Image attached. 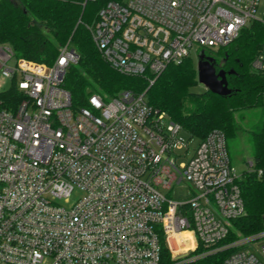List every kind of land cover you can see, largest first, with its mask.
<instances>
[{
  "label": "built area",
  "instance_id": "obj_1",
  "mask_svg": "<svg viewBox=\"0 0 264 264\" xmlns=\"http://www.w3.org/2000/svg\"><path fill=\"white\" fill-rule=\"evenodd\" d=\"M261 2L108 0L86 27L111 68L150 85L195 46L197 61L217 59L252 20L264 23ZM78 60L69 42L51 65L0 44L1 78L20 94L0 103V264H160L161 242L176 263L231 247L220 264H264V228L218 245L245 212L224 132L210 130L191 150L193 137L145 91L89 90L75 104L63 81ZM250 68H264V51ZM182 182L191 194L174 198ZM199 244L216 247L192 254Z\"/></svg>",
  "mask_w": 264,
  "mask_h": 264
},
{
  "label": "trees",
  "instance_id": "obj_2",
  "mask_svg": "<svg viewBox=\"0 0 264 264\" xmlns=\"http://www.w3.org/2000/svg\"><path fill=\"white\" fill-rule=\"evenodd\" d=\"M108 0H0V44H8L16 55L47 65L56 60L61 46L69 42L79 54L77 64H70L63 86L72 102L85 104L89 90L115 95L122 90L145 91L148 103L165 111L184 131L201 140L212 129L224 132L227 140L240 129L237 115L244 109L262 108V118L247 129L252 160L264 168V68L255 72L250 63L264 51V23L252 20L227 45L216 50L217 70L225 71L230 92L226 95L208 89L199 91L196 65L190 56L170 63L152 84L141 76L119 73L106 63L93 45L87 25L95 21L99 8ZM20 98L14 86L0 92L1 106H11ZM245 212L231 221L228 235L220 244L264 228V178L244 172L237 181ZM160 264H220L234 248L209 252L194 260L176 263L161 242ZM199 244L192 254L215 248Z\"/></svg>",
  "mask_w": 264,
  "mask_h": 264
},
{
  "label": "rangeland",
  "instance_id": "obj_3",
  "mask_svg": "<svg viewBox=\"0 0 264 264\" xmlns=\"http://www.w3.org/2000/svg\"><path fill=\"white\" fill-rule=\"evenodd\" d=\"M264 14V0H262L259 9L257 10L256 17L261 18ZM93 23V22H92ZM199 48L194 47V49L190 53V57L193 60L194 64L197 63V52H199ZM206 53V51H204ZM216 58L222 61V57L216 54ZM11 86V80L9 78L2 79L0 75V92L5 91ZM196 91L205 89V87L198 83L196 87L193 88ZM238 117V123L240 125V129L237 131L235 137L229 138L227 140L229 155L231 159V163L233 167L235 168L236 174L238 177H242L243 173L249 169V165L247 162L252 156L251 152V145L249 142L248 132L247 129H249L251 126H253L255 123H258L260 119L262 118V108L256 107V108H249L244 109L237 115ZM182 138L187 140L190 136L185 133H181ZM197 138L193 137L191 140L190 148L191 150L197 143ZM170 195L174 198H188L191 194V188L187 183L182 182L179 185L174 186L171 191ZM76 194H74V197ZM67 206V204H64ZM169 251V250H168ZM170 256L172 258L171 252L169 251Z\"/></svg>",
  "mask_w": 264,
  "mask_h": 264
},
{
  "label": "water",
  "instance_id": "obj_4",
  "mask_svg": "<svg viewBox=\"0 0 264 264\" xmlns=\"http://www.w3.org/2000/svg\"><path fill=\"white\" fill-rule=\"evenodd\" d=\"M197 81L202 84L205 89L220 95H226L230 92L225 71L216 69V59L199 54L196 63Z\"/></svg>",
  "mask_w": 264,
  "mask_h": 264
},
{
  "label": "bare ground",
  "instance_id": "obj_5",
  "mask_svg": "<svg viewBox=\"0 0 264 264\" xmlns=\"http://www.w3.org/2000/svg\"><path fill=\"white\" fill-rule=\"evenodd\" d=\"M180 235H181V236H186V235H187V233H185V232H184V233H182V234H180Z\"/></svg>",
  "mask_w": 264,
  "mask_h": 264
},
{
  "label": "flooded vegetation",
  "instance_id": "obj_6",
  "mask_svg": "<svg viewBox=\"0 0 264 264\" xmlns=\"http://www.w3.org/2000/svg\"><path fill=\"white\" fill-rule=\"evenodd\" d=\"M219 64V63H218ZM217 63H216V65H218ZM216 69H217V67H216Z\"/></svg>",
  "mask_w": 264,
  "mask_h": 264
}]
</instances>
